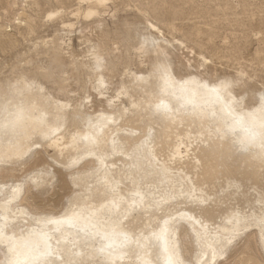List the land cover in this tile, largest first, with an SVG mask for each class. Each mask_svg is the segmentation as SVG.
<instances>
[{"label": "bare ground", "instance_id": "bare-ground-1", "mask_svg": "<svg viewBox=\"0 0 264 264\" xmlns=\"http://www.w3.org/2000/svg\"><path fill=\"white\" fill-rule=\"evenodd\" d=\"M81 1L86 3V8L79 7L76 15L87 19L98 16L99 10L105 7L109 0ZM53 2L57 3V0ZM60 14L61 12L56 11L55 14H49L47 19ZM148 28L157 32L161 38L158 39L151 34L142 37L141 34L139 43L136 41L139 45L134 46L128 31L121 32L118 39L125 44V58L119 53L115 54V51L102 41L95 43L87 62L80 63L73 69L72 72H86L85 76L93 82L94 94L99 97L98 103L103 105L101 110L89 112L92 107L90 97L86 98L89 102L82 99L70 104L71 100L62 101L46 88L44 82L56 86L57 96L67 97L69 94L63 77L66 74L63 69L64 60L62 62L56 53L52 59L55 71L52 68L24 72L18 75L13 83L0 87L2 102L17 81L24 82L21 87L27 84L35 85L31 90L25 91L23 96L9 95L12 106L22 104L33 109L34 114L40 111L46 113L43 124L35 121L28 123L27 135L22 140L21 148L27 155L20 156L13 149L10 153L11 158L0 163V208H11L14 213L9 215L8 234L12 235L14 232L20 236L21 229L27 230L33 226L31 217L33 211L37 209L34 200L41 192L46 194L48 189H52V185L37 186L27 181L20 193L16 194V198L12 199L13 182L18 184L21 178L9 181L4 179L17 172L18 167L37 161L42 155H46L50 160L56 157L68 160L82 156L83 159L77 166L76 181L69 179V185L75 189L72 190L73 196L68 198L59 210H55L54 207L47 210V214L53 219H60L72 212L82 214L78 227L64 226L61 232L54 233L52 243L55 246L56 239L60 240L58 247L65 259L83 264H110L107 253H101L99 250L109 243L103 234L110 230L113 221H121V227H124L125 231L131 229V232L139 236L141 233L149 235L152 231L158 230L167 219L170 226L174 227L172 239L179 246L183 259L190 260L192 264H213L211 249L200 242L198 237L204 234L206 229L211 234L209 238H214L218 232L226 234L227 228L231 227L226 225V220L237 214L248 218V222L247 226L241 225L242 231L237 241L229 247L236 249L243 241L247 249L249 240L253 239L264 252V245L260 241L261 229L252 219V217L259 219L264 215L262 203L264 176L261 172V162L255 157L258 149L241 151L236 143V138L241 133L237 131L224 134L221 119L225 104H230L237 115L256 111L262 103L264 88L253 93L252 97L237 93L236 78L213 79L205 70H200L203 65L197 68L193 67L189 60L184 61L186 64L177 61V57L170 52L174 40L165 39L152 23H148ZM147 32H143L144 35ZM50 43L56 49L60 47L54 39ZM175 43L183 46L180 41L176 40ZM4 44L11 42L4 41ZM133 54L138 59L136 71L130 68L133 64ZM97 56L102 58V64L99 66ZM123 58L127 68V81L115 84L113 80L118 73L117 66ZM200 58L203 63L207 62L203 56ZM160 63H166L171 72L172 85L166 91L163 80L155 75L149 76ZM140 77L144 79H139ZM77 80H81V77ZM221 80L232 82L229 90L231 95L216 100L208 94L205 86ZM110 87H115V97L108 96ZM183 97L190 98L199 105L195 113L191 112V105H188L187 109L181 107ZM161 100L170 106L172 109L170 113L156 111L155 105ZM251 101L255 103L250 104ZM213 112L216 113L215 116L212 115ZM58 124L61 128L56 134L58 138L45 139L42 133ZM218 128L220 132H217ZM86 135L92 137L95 143L83 139ZM146 136L149 137L148 144L140 147ZM33 142L41 144V147L32 149L38 153L36 156L27 151ZM50 152L53 154L49 155ZM97 155L105 156V166L100 165L96 159ZM29 175L31 173L26 174ZM181 188L185 192L194 188L197 193L202 192L208 196V203L199 205L208 209L203 217L190 218L192 217L190 208L194 205L186 197L177 196L176 200L169 199L167 203L157 204V201L168 197L170 193L178 194ZM136 190L150 195L145 198L142 205L132 207L131 194ZM34 191L38 193L34 194ZM8 200H12V203L8 204ZM186 204L187 207L184 206ZM93 213L95 216L89 219ZM173 217L175 219H172ZM201 219L203 224L200 222ZM80 228L85 231H81ZM86 232L96 234L87 235ZM111 242L118 246L121 239L118 236L113 237ZM119 251L124 253L123 258L116 259L113 264H139L138 256L148 252L152 254L145 256V259L152 260L161 249L159 242L152 240L148 242L146 248L132 243ZM9 255L7 247L0 245V262H4ZM160 259L163 264L162 253ZM221 259L222 257H216V264H219ZM248 260L261 264L255 258H248L241 264Z\"/></svg>", "mask_w": 264, "mask_h": 264}, {"label": "rangeland", "instance_id": "rangeland-1", "mask_svg": "<svg viewBox=\"0 0 264 264\" xmlns=\"http://www.w3.org/2000/svg\"><path fill=\"white\" fill-rule=\"evenodd\" d=\"M53 1L56 0H0V87L13 83L24 72L52 68L55 71L52 59L56 53L62 62L64 60L66 74L63 77L68 98L57 96L56 86L44 82L46 88L62 101L71 100L70 104L82 99L92 101L89 112L101 110L103 105L98 103L99 97L94 94L93 82L85 76L86 72H72L73 69L87 62L93 46L102 41L115 54L119 53L125 58V44L118 38L126 31L134 46L139 45L141 34L142 37L151 34L161 38L148 28V23H152L165 39L174 40L170 52L177 57V61L186 64L184 61L189 60L197 68L203 65L200 70H205L213 79L236 78V91L239 94L252 97L253 93L264 88V0H109L99 10L98 16L87 19L76 15L79 7L86 8L84 1L57 0L58 4ZM56 11L61 14L47 19L49 14ZM143 32L147 33L144 35ZM53 39L60 46L58 49L52 47L50 42ZM9 40L11 44H4ZM176 40L182 42L183 46L177 45ZM136 55L133 54L132 71L137 69ZM200 56L206 58L207 62L203 63ZM124 58L117 66L114 83L127 81ZM239 80L244 83L243 86ZM246 91L251 92L248 94ZM108 93V96L115 97V87H110ZM87 97L90 99L86 100ZM252 101L250 104L255 103ZM48 160L46 155H42L37 161L18 167L17 172L4 180H19L28 173L32 174L36 165ZM62 171H59L60 179L55 187L48 189L46 194L40 191L35 198L37 208L48 210L54 207L59 210L73 196L72 190L75 189L69 185V178ZM37 193L34 191V194ZM232 258L241 263L248 258L262 262L264 252L250 239L247 249L243 241L240 242Z\"/></svg>", "mask_w": 264, "mask_h": 264}, {"label": "snow or ice", "instance_id": "snow-or-ice-1", "mask_svg": "<svg viewBox=\"0 0 264 264\" xmlns=\"http://www.w3.org/2000/svg\"><path fill=\"white\" fill-rule=\"evenodd\" d=\"M97 65L102 64V58L97 56ZM157 76L164 82V90L166 91L171 85V72L166 63H160L156 66L153 73H149V76ZM139 79H144L140 77ZM23 81H17L15 85L11 86L9 95L10 96H23L25 91L31 90L35 85L27 84L21 87ZM209 95L215 97L216 100H220L225 95L230 96V88L232 87V82L228 80H221L218 83H213L210 86H205ZM123 91V90H122ZM9 95L4 97V100L0 102V163H4L6 160L11 158L10 153L13 149L16 150L17 154L20 156L27 155V152H22V140L27 135V127L29 121H35L43 124L46 120V113L43 111L34 114L33 109L26 108L22 104L12 106V100ZM181 107L187 109L188 105H191V112L195 113L199 105L191 101L190 98L183 97ZM261 105L254 111L246 115H237L235 110L230 104H225L222 109L223 115L221 117L224 125V134L236 133L239 131L241 134L236 138V143L239 145L241 151H249L250 149H258L255 152V157L261 162L262 176H264V94L261 96ZM157 112L170 113L172 109L170 106L161 100L155 105ZM213 116L216 115L215 112L212 113ZM61 131L60 125L56 127L49 128L47 131L43 132L42 135L45 139L58 138L56 134ZM221 130L218 128L217 132ZM150 136V134H149ZM7 138V139H6ZM75 140V136L73 137ZM83 139L91 140L95 143V140L86 135ZM149 142V137L146 136L141 142L140 147L147 145ZM41 144L39 142H33L28 146L27 151L32 153V156H36L38 153L33 152V148H39ZM90 155L92 153H89ZM83 159L82 156H77L75 158H69L65 160L61 157H56L52 160H48L42 164L36 165V170L29 176L21 178L20 183L13 182L11 191L13 192L12 199L16 198V194L20 193L23 184L27 181L39 186L40 184H51L55 187L56 183L60 179V173L57 169L63 170V175L66 178L71 179L73 182L77 179L78 165ZM96 159L99 161L100 165L105 166V156L97 155ZM26 162V161H25ZM166 171V170H165ZM7 186V185H5ZM115 191V188L112 189ZM132 207L142 205L145 198L150 195V193L142 192L140 190L134 191L132 194ZM177 196L186 197L192 204L193 207L190 208L192 212V217L199 219L203 217L208 209L199 207V205L207 204L209 198L204 193H197L195 189H191L185 192L181 188L180 192L177 194L175 192L170 193L168 197L162 198L161 201H157V204L163 202L167 203L169 199L176 200ZM8 204L12 203V200L7 201ZM262 203H264V194H262ZM187 207L188 205H184ZM43 213V214H42ZM14 215L11 208L4 207L0 208V245L7 247L8 253L10 254L4 262L0 264H83V262H76L72 260L65 259L63 253L59 249L60 240L56 239L55 246L52 241L54 239V233L61 232L64 226L69 228L78 227L79 222L82 219V214L77 212H72L70 215L65 214L60 219H53L47 214L46 209L37 208L33 211L31 219L33 220V226L30 229H21L22 235L17 236L14 232L12 235L8 234L9 229V215ZM95 216L92 214L89 219ZM125 218H127V210H125ZM172 219H175L174 217ZM252 219L258 224L261 229L260 241L264 245V215H261L259 219L252 217ZM203 224V220H200ZM248 218L240 217L238 214L229 217L226 220V225L231 227L227 228V233H217L214 238H209L210 233L207 229L204 234H201L198 239L206 247L211 249V255L213 257V264H216V257H222L219 264H241L239 260H234L233 253L235 252V247H229L233 245L234 241L242 231L241 225L247 226ZM53 225L55 227H49ZM81 231L85 229L80 228ZM174 232V227L170 226L169 220H164L163 225L155 231H152L149 235H144L141 233L136 236L134 232L125 231L124 227H121V221H113L109 231L103 234L104 239L108 240L109 243L102 247L99 251L101 253H107L110 257V264L116 259H122L124 253L119 251L129 244L135 243L141 248L148 247V242L155 240L160 244V253L156 254V258L152 260L145 259V256L151 255L148 252L144 255L138 256L139 264H161V253L163 256V264H192L190 260H185L180 255L179 246L172 239V234ZM87 235H95L96 233L86 232ZM120 237L121 244L114 246L111 242L113 237ZM143 241L144 243H141ZM244 264H255L254 261L248 260ZM264 264V261L261 262Z\"/></svg>", "mask_w": 264, "mask_h": 264}]
</instances>
